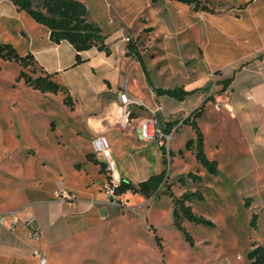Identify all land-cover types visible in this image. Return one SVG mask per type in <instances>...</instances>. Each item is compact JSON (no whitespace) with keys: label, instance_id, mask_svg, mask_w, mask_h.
<instances>
[{"label":"rangeland","instance_id":"374dc122","mask_svg":"<svg viewBox=\"0 0 264 264\" xmlns=\"http://www.w3.org/2000/svg\"><path fill=\"white\" fill-rule=\"evenodd\" d=\"M84 3L90 18L104 34L113 36L122 22L119 30L124 37H119V43L114 46L127 44L132 39L155 86L183 87L185 82L178 74L182 69L181 51L186 54L188 49L191 50L200 32L198 27L183 29L187 20L176 6L188 4L174 0H85ZM208 3L214 9L224 5L215 0H208ZM190 8L194 9L193 4ZM11 37L6 25H1L0 43ZM186 40L192 48H181L180 44ZM127 61L132 66L134 60L129 57ZM169 64L174 73L168 70ZM22 70L32 78L41 75L34 63L22 67L0 56V164L15 170L21 167L31 177L20 181L27 185V198L54 195L60 199L57 196L60 189H69L73 184L80 186L84 181L83 188H95L98 200L89 198L84 209L97 213V222L91 224V228L79 222L75 228L66 229L59 239H48L57 264H249L247 253L257 245H264V183L250 177L243 155L223 154L216 175L201 166L194 150L186 149L187 139L183 138L187 134L183 123L186 114L180 113V102L168 105L167 109L160 103L137 105L132 124L118 127L125 132L132 129L137 132L142 119L153 117L163 131L174 132V135L170 145L163 147L148 142L149 150L155 146L161 153L159 162L153 154L147 155L153 168L152 175L163 170L167 172L158 190L150 196L130 191L116 194L114 188L122 179L114 176L107 163H97L102 160L93 152V135L86 119L78 115L89 96L88 91L84 94L74 89L70 91L79 100L76 107L73 96L67 91L42 93L26 85L24 80H18ZM214 74H211V80L218 79V74ZM123 78L133 96L130 84L143 91L146 80L137 62ZM83 79V76H77L74 80L79 84ZM69 96L71 98L65 104V98ZM114 107L112 105L108 112ZM139 116L142 118L137 120ZM106 125L116 127L107 122ZM29 147H32L31 151L26 155L24 150ZM110 153L115 162L113 148ZM156 162L161 163L157 170ZM190 172L200 175L202 181H193L188 176ZM76 175H81L84 180ZM129 178L128 175L125 177ZM181 178L185 179L184 184ZM36 181L40 182L37 188L34 187ZM3 183L6 182L1 180L0 188ZM17 184L18 180L12 178L5 189H15ZM107 187L111 188L110 192ZM196 191L205 199L192 198L187 204L195 214L210 220L213 225L195 224L181 216L184 229L193 239L191 245L184 232L174 225L173 200L181 198L185 192ZM73 192L80 197L78 192ZM9 203L5 201V205ZM254 213L258 215L256 228L250 225ZM156 236L160 238L158 242ZM40 249L43 248L40 246ZM44 251L47 259L53 255L49 249ZM33 259L37 261V258Z\"/></svg>","mask_w":264,"mask_h":264},{"label":"crops","instance_id":"0c3cea01","mask_svg":"<svg viewBox=\"0 0 264 264\" xmlns=\"http://www.w3.org/2000/svg\"><path fill=\"white\" fill-rule=\"evenodd\" d=\"M215 1L224 3L223 7L214 9L209 6L208 0H204L214 12L191 9V4L176 6L180 15L187 20L183 29L198 27L200 31L193 48L189 40L180 44L181 48L192 49H188L186 54L181 51L182 69L178 74L185 82L182 85L185 90H195L183 101L165 95L158 96L147 83L140 64L131 57L134 61L132 66L129 65L127 44L114 46L119 43V37H124L119 30L122 22L113 36L105 33L110 55L92 48L80 53L83 62L78 65H75L76 50L69 42L51 41L49 29L36 22L27 12L19 10L10 0H0V26L6 25L13 36L3 41L11 43L22 56L33 55L39 69L51 74L52 79L69 89L70 94L72 89L82 94L88 91L89 96L78 110V115L86 119L93 136L104 134L108 137L110 149L113 148L115 154V162L111 155L115 171L121 179L128 175L131 181L146 180L153 171L147 155L153 154L158 162L161 158L160 148L154 146L149 150L148 142L141 139L139 127L137 132L133 129L125 132L106 125L108 111L114 105L117 93L123 89V76L125 73L130 74V69L137 62L146 84L143 85V91L133 88L131 84L130 89L143 104L153 106L160 103L167 109L168 105L180 102L179 110L186 114L185 118L204 104L197 122L204 134L207 155L217 160L218 166L223 154L243 155L244 166L250 177L264 183V0ZM167 68L174 73L170 64ZM214 72L218 73L217 80H211L210 76ZM77 76L84 77L83 83L77 84L74 80ZM73 98L78 107L79 100L75 96ZM141 118L139 116L137 120ZM185 126L187 134L183 138L188 141L195 137V133L190 125ZM31 148L24 150V153L27 155ZM100 158L106 164V160ZM160 164L156 162V170L161 167ZM76 176L84 180L81 175ZM28 177L21 167L15 170L0 164V183L1 180L6 182L0 188V264H39L32 253L36 245L39 249L41 246L53 253L48 264H57L54 248H49L48 239H59L66 229L75 228L79 222L89 228L97 222L95 211L84 210L89 198L98 201L95 188L85 190L84 181L80 186L71 185L69 190L80 195L78 204L61 201L54 195L49 198H27V185L20 181ZM12 178L17 179L18 184L15 189L6 190L5 185ZM39 184L36 181L34 187L37 188ZM6 200L10 202L8 205H5ZM2 216L6 217L3 222ZM31 217L36 218L32 227L41 232L37 244L30 240V229L26 226Z\"/></svg>","mask_w":264,"mask_h":264},{"label":"trees","instance_id":"16d2710c","mask_svg":"<svg viewBox=\"0 0 264 264\" xmlns=\"http://www.w3.org/2000/svg\"><path fill=\"white\" fill-rule=\"evenodd\" d=\"M21 11L27 12L36 22L46 26L50 31V39L54 43L62 41L69 42L76 50L75 65L81 64L83 59L80 55L83 51H88L92 48H97L99 51L105 52L107 55L111 54L110 48L107 46L105 35L101 27L89 18V10L84 2L81 0H10ZM155 1V0H153ZM186 4H193L194 9H202L208 12H214L202 0H174ZM0 56L4 60L15 61L18 65L26 67L31 63L37 65L33 55L28 54L25 56L20 55L11 43H0ZM126 56L135 59L141 66L147 83L153 88L158 96H168L179 101H183L188 95L195 92L187 91L184 87L176 86L174 88H157L154 87L150 72L147 70L144 59L138 50L136 44L132 39L128 40ZM41 75L32 78L28 76L23 70L18 75V80H24L25 84L38 90L42 93L68 92V90L54 81L51 74L43 72ZM71 97L65 98V104L68 103ZM204 104L198 109L194 110L190 116L185 118L184 124L190 125L195 133V137L186 142L187 150H194L197 162L203 166L210 174L216 175L218 173L217 160L210 159L205 151V138L204 134L197 122V119L202 115ZM89 160L91 156L88 155ZM105 165L104 162L97 161ZM195 182H201L202 177L196 173L190 172L188 174ZM167 177L166 170L158 174L151 175L146 180L139 182L137 185L131 180L122 179L118 185L115 186L114 192L116 194H123L127 191L132 193H140L144 196H150L155 193L160 185ZM181 183H185V179H180ZM170 195L173 194L170 192ZM192 198L204 200L205 197L199 191L185 192L181 198H174V225L182 230L186 236V240L193 245L191 235L184 229L180 218L181 216L195 224L213 225V222L194 213L191 205L187 204ZM248 207V202L245 203ZM258 215L254 213L250 225L253 228L257 226ZM159 237L156 236L155 240L158 242ZM249 264H264V245H257L247 253Z\"/></svg>","mask_w":264,"mask_h":264},{"label":"built area","instance_id":"2783aa9c","mask_svg":"<svg viewBox=\"0 0 264 264\" xmlns=\"http://www.w3.org/2000/svg\"><path fill=\"white\" fill-rule=\"evenodd\" d=\"M214 74V73H213ZM218 74V73H217ZM213 76H216L215 74ZM143 102L137 97L133 96L127 90V84L123 82V89L117 93L116 101L114 103V110L111 111L107 118L106 122L116 127H127L132 124L133 121V111L135 106L142 105ZM139 134L142 140L147 141L151 144H154L158 147H163L170 145L173 140L174 132L167 134L163 131L158 121L153 118H146L141 121L139 125ZM93 152L98 157H105L106 163L109 166V169L114 172V176L117 177L115 171V163L113 162L110 154L111 143L108 137L104 134H98L93 136L91 141ZM111 188L107 187V192H110ZM58 196L61 201L65 202H75L78 201L77 195L69 189L62 188L60 189ZM6 219L5 216L1 217L3 222ZM36 218L31 217L27 221L26 226L30 229V240L33 243H38L41 239V232L39 229L32 227L31 224L35 222ZM15 224V223H14ZM33 255L38 259L39 264H48V259L45 256L44 252L39 249L36 245L32 249Z\"/></svg>","mask_w":264,"mask_h":264}]
</instances>
